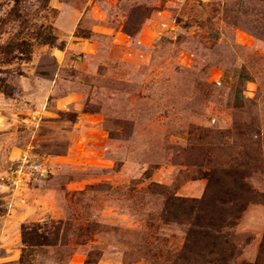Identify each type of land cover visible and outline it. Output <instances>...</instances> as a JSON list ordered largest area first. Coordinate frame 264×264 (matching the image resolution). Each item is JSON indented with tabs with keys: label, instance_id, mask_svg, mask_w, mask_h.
<instances>
[{
	"label": "rangeland",
	"instance_id": "1",
	"mask_svg": "<svg viewBox=\"0 0 264 264\" xmlns=\"http://www.w3.org/2000/svg\"><path fill=\"white\" fill-rule=\"evenodd\" d=\"M0 78V264H264V0H0Z\"/></svg>",
	"mask_w": 264,
	"mask_h": 264
},
{
	"label": "trees",
	"instance_id": "2",
	"mask_svg": "<svg viewBox=\"0 0 264 264\" xmlns=\"http://www.w3.org/2000/svg\"><path fill=\"white\" fill-rule=\"evenodd\" d=\"M6 1L12 2L14 5H18L23 0H6ZM39 36H40L42 45L50 46L55 41V37L53 36V34L51 32H48L45 35L40 34ZM10 47H12V46H10ZM20 47L22 49H24V54H25L24 58L25 59H23V60L29 61L30 55H31V49H30V46L26 42H22L19 45H15L14 47L10 48V51L8 52V54H10V52L12 50H15V48H20ZM4 83H5V80L0 78V93H2L4 95H10L11 92L8 91L9 87L7 84H4ZM174 201H178V199H176V198L169 199L168 202L166 203V208L176 207V205L181 206V204L183 203V201H182V202H179L180 204H177L178 202H174ZM179 209L177 211H179ZM190 215L192 216V212H190ZM179 217H180V215H178V213H173L170 218H172L173 220H178ZM213 217L214 216H212V220L210 222H208V225H199V223L194 222L195 226H202V227L208 228L209 230H207L208 232H205V234L209 235V237L211 236L212 240L216 239L213 233L218 232L220 229V226H221L220 225L221 220L215 219ZM201 219H205V218H201ZM201 219H199V217H198L196 219V221H199ZM197 234H199V233H197ZM205 234L203 236H206ZM198 236L199 235H197L196 239L195 238L192 239V241H191L192 244L188 248V253L193 254L192 256H194V260H196V259L197 260H205L206 258H212V259H210L211 261L209 263L229 264V257L227 256L226 251L223 250L221 245H215L213 243L210 245L211 249L207 248L206 246L202 247L199 245V242L203 241V240L201 238L199 239ZM203 252H205L206 254H203Z\"/></svg>",
	"mask_w": 264,
	"mask_h": 264
}]
</instances>
